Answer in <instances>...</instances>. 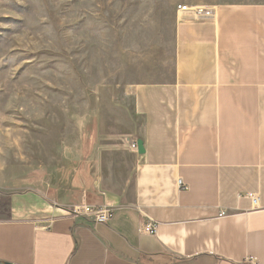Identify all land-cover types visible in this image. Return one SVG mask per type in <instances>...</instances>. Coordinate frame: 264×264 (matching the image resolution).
<instances>
[{
	"label": "crops",
	"instance_id": "crops-1",
	"mask_svg": "<svg viewBox=\"0 0 264 264\" xmlns=\"http://www.w3.org/2000/svg\"><path fill=\"white\" fill-rule=\"evenodd\" d=\"M130 96L128 127L85 122L64 185L0 194V262L264 264V3L179 17L170 70ZM80 202L111 219L60 211Z\"/></svg>",
	"mask_w": 264,
	"mask_h": 264
},
{
	"label": "rangeland",
	"instance_id": "rangeland-1",
	"mask_svg": "<svg viewBox=\"0 0 264 264\" xmlns=\"http://www.w3.org/2000/svg\"><path fill=\"white\" fill-rule=\"evenodd\" d=\"M246 3L264 0H0V194L64 185L85 122L128 127L130 88L170 70L177 19Z\"/></svg>",
	"mask_w": 264,
	"mask_h": 264
},
{
	"label": "built area",
	"instance_id": "built-area-1",
	"mask_svg": "<svg viewBox=\"0 0 264 264\" xmlns=\"http://www.w3.org/2000/svg\"><path fill=\"white\" fill-rule=\"evenodd\" d=\"M177 10L178 12L186 13L195 11L198 15L205 14L202 9L197 7L178 6ZM126 145L129 151L134 153L137 151V144L135 141H129ZM177 186L179 189H186V187H183V183L180 179L177 180ZM248 197L251 198L252 203L255 206L258 201V196L256 194H249ZM60 211L72 217L84 218L95 225L107 224L112 216V210L107 204H104L103 206H91L84 202H80L79 204L70 207L60 208ZM139 232L148 235H155L156 225L153 224L150 219L146 218L143 224L140 225Z\"/></svg>",
	"mask_w": 264,
	"mask_h": 264
},
{
	"label": "water",
	"instance_id": "water-1",
	"mask_svg": "<svg viewBox=\"0 0 264 264\" xmlns=\"http://www.w3.org/2000/svg\"><path fill=\"white\" fill-rule=\"evenodd\" d=\"M137 147H138V154H142L143 153V149H142V143L140 141L137 142ZM0 264H7V263H1Z\"/></svg>",
	"mask_w": 264,
	"mask_h": 264
},
{
	"label": "bare ground",
	"instance_id": "bare-ground-1",
	"mask_svg": "<svg viewBox=\"0 0 264 264\" xmlns=\"http://www.w3.org/2000/svg\"><path fill=\"white\" fill-rule=\"evenodd\" d=\"M137 150H138V147H137ZM248 195H249V194H248ZM248 198H249V197H248ZM250 200H251V198H250ZM251 201H252V200H251ZM257 203H258V201H257ZM256 205H257V204H256ZM256 205H255V206H256Z\"/></svg>",
	"mask_w": 264,
	"mask_h": 264
}]
</instances>
